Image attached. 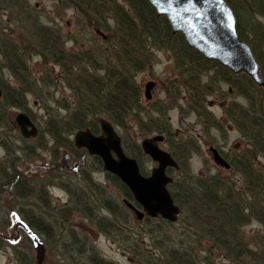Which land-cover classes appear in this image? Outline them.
I'll list each match as a JSON object with an SVG mask.
<instances>
[{
	"label": "trees",
	"instance_id": "trees-1",
	"mask_svg": "<svg viewBox=\"0 0 264 264\" xmlns=\"http://www.w3.org/2000/svg\"><path fill=\"white\" fill-rule=\"evenodd\" d=\"M225 1L235 15L237 34L250 46L264 80V25L258 21L259 18L264 19V0ZM72 2L78 13L87 17L89 26L102 23L104 15L109 14L110 22L116 29L120 54L117 55L115 68L104 72V75L100 76L101 67L87 51L80 54L67 51L62 46L59 32L51 26L42 25L23 5V0H0L2 12L15 11L12 23L17 28V34L13 35L14 28L8 31L9 37L6 27H0V58L3 62L0 69L14 81L12 88L5 85L0 73V124L11 129L7 123L6 110L9 108L28 112L26 96L34 82L27 60L36 54L43 63L59 68L58 73L69 85L72 97L70 106H59L66 113L65 116H51L45 123L52 156L58 160L59 150L66 149L73 156L77 154L81 159L87 158L81 171L86 163L90 168L89 172L82 171L81 184L59 181L57 186L66 192L70 202L56 208L46 202L48 196L43 182L39 179V182H31L12 165L14 158L11 159L4 179L10 195L21 202L32 200L33 196L37 199L24 206L25 209L20 208L21 222L33 235L44 232L49 238L51 226L58 222L53 214L59 215L63 223L71 215H79L97 231L119 244L134 258L135 264H210L206 262L207 257L200 258L199 249L193 248L194 238L196 241L202 239L208 246L205 254L216 251L233 264H264V173L254 164L257 156L264 158V88H257L242 74L233 76L218 64L204 61L186 47L179 35L171 34L166 21L157 18L145 0H123L124 4L118 0ZM147 46L170 54L176 72L185 79L183 88L187 93L189 110L196 114L206 129L219 130L223 126L206 110L205 99L213 91L201 85L205 73L214 71L215 76L210 79L218 85H227L244 101L243 105L231 102L223 109L227 122L247 141L246 149L227 157L230 172L240 178L239 185L218 173L192 175L187 160L189 154L196 150L195 143L192 140L185 143L175 141L171 148L170 141L174 134L161 110L154 108L155 117L149 111L142 110L141 94L135 85L134 73L148 65L149 56L145 55ZM178 90V87L173 89L174 92ZM101 118L126 134L129 131L127 122L131 119L139 134L165 136L164 144L169 147L167 151L178 165L177 171L167 170L173 179L168 189L172 200L181 209L178 221H184L183 231L179 232L180 229L175 228L174 224L160 219L144 218L140 224L136 223L120 200L112 198L105 187L92 178V172L101 173L100 160L87 156L83 150H75L70 136L84 129L98 134V121ZM18 140L26 142L21 137ZM121 142L126 155L137 161L141 174L146 176L140 165L144 155L139 144L128 141L124 136ZM4 147L10 155L13 148L9 145ZM104 178L121 199L133 201L118 179L106 173ZM250 223H257L262 231L248 242L243 228ZM67 232L68 238L77 247L78 255L84 258L83 264H112L103 260L89 243L84 242L86 237L70 228ZM143 240H148L150 245L146 247L141 244ZM23 261L30 263L25 256Z\"/></svg>",
	"mask_w": 264,
	"mask_h": 264
},
{
	"label": "rangeland",
	"instance_id": "rangeland-1",
	"mask_svg": "<svg viewBox=\"0 0 264 264\" xmlns=\"http://www.w3.org/2000/svg\"><path fill=\"white\" fill-rule=\"evenodd\" d=\"M23 1V5L30 9L29 12L33 14L32 16L37 17L42 25L51 26L50 28L59 32L62 38V46L67 51L76 54L87 51L91 58L101 67L100 76L104 75V72H108L109 69L115 68L118 60L117 55L120 53L117 47L118 36L115 27L110 22L109 14L104 15L102 23H97L96 26H89V23L86 21L87 17L78 13L72 0ZM118 1L124 4L123 0ZM14 12L12 10L5 12V14L0 12V27H6L8 36V31L13 28V35L17 34V31H15L17 28L12 23ZM258 21L264 25L263 18H259ZM145 49V55L149 56L148 65L144 70L134 73L135 85L139 87L141 94L142 110L149 111L150 114H153V111L155 112V107L161 110V113L164 114L165 120L168 123L167 126H169L174 134L173 139L170 141L171 148L175 145V141L185 143L188 140H192L195 143L196 150L189 154L190 157L187 160L189 172L192 175L206 176L208 174L215 175L218 173L239 185L240 178L238 175H233L232 172L225 171L214 164L210 149H215L228 162L227 157L247 148V141L240 136L234 126L227 122L223 116V109L229 103L234 102L243 105L244 101L235 92L230 91L231 89L227 85L214 83L216 81L210 79V77L215 76L214 71L205 73L201 78V85H206L210 91H213L205 99L206 110L212 115V118L218 119L223 126L219 130L214 128L206 129V126L201 123L196 114L189 110L190 106H188L187 93L183 88L185 79L176 72L177 70L174 67V61L170 54L162 50L152 49L151 46H147ZM0 65H3L1 58ZM27 65L34 84L32 89H30L31 92L26 96V107L28 111L26 113L36 123L38 134L34 139L22 143L18 140L20 136L14 124V117L17 112L22 111L13 108L6 110L7 123L10 124L11 129L0 124V186L4 187L0 191V234L6 236V239H0V264H25L23 261L24 256L30 261L29 264H37L34 245L38 239H35L33 243L24 234L21 229L24 224L21 226L20 215V208L23 207L25 209L24 206L37 199L33 196L32 200L29 199L21 202L14 195H10L8 185L4 181L9 170L10 160L14 158L12 165H15L16 169L26 175L31 182H39V180L43 182V185L46 187L48 199L51 205L56 208L66 206L70 202L66 192H63L57 186L59 181H73L72 183L81 184L82 171H90L88 163L84 164V168L81 171L83 162L87 160L86 157L81 159L82 157L77 154L73 156L66 149L59 150L58 160H54L52 156L51 142L45 131V123L51 116H65L66 113L64 114V111L60 108V104L63 106L69 104L70 106L72 98L69 85L64 82L65 80H62L63 77L58 73L59 68L52 64L43 63L36 54H32L30 59L27 60ZM88 70L92 73L90 68ZM0 73L5 85H10L11 88L14 87V85L12 86L14 81L8 76V73L4 72L3 74L1 69ZM149 81L154 82L155 86L149 94L151 95V99L146 101L144 86ZM177 87L179 90L174 92L173 89H177ZM262 98L264 100V96ZM58 102L59 105L57 104ZM153 115L154 117L156 116L155 114ZM127 126L129 129L127 134L117 127L113 128L119 137L122 138L124 136L128 141L133 140L138 144L142 139L154 135L143 136L139 134L131 119L128 120ZM163 137L165 139V136ZM70 139L71 141L73 140V135L70 136ZM3 143L13 148L10 155L4 149ZM21 147H23V152L20 150ZM160 147L166 151L169 149L167 144L164 143ZM63 154H68L70 158L67 161L68 170L64 169L61 164ZM254 164L256 169L264 173V158L262 156H257ZM77 165L79 172L75 174L70 168L76 167ZM140 165L142 170L147 174L155 166L145 156L142 158ZM92 178L101 186L105 187L112 198L120 200L119 194L105 181L103 172H92ZM53 215L57 217L58 224L55 223L56 225L53 224L51 226L49 239L46 238V235L45 237L43 235L44 238L42 237L40 239L44 242L47 252L46 257L44 256V264H83L84 258L78 255L76 246L71 251L67 250L69 244L74 242L68 238L69 234L67 230L69 228L77 234L86 237L87 240L84 242L86 244L89 243L97 255L103 260L109 263L111 262L112 264H135L136 261L130 254L124 251L119 244L97 231L85 218L74 214L73 216L71 215V218L68 217V220L63 223L59 215ZM178 220L174 225L181 232L185 228V223L182 219L180 221ZM187 226L189 228V225ZM143 227L145 228V226ZM261 231L262 229L257 223H250L243 228L244 236L248 242L250 238L261 234ZM194 239L195 242L192 244L193 248L195 250L199 249L200 258L207 257L206 262L210 264H233L230 261H226L216 251L209 255L205 254L204 251L208 246L205 245L202 239L198 241H196V238ZM141 244L146 247L150 245L148 240H143ZM80 250L79 248L78 251ZM210 250L212 251L213 249L210 248Z\"/></svg>",
	"mask_w": 264,
	"mask_h": 264
},
{
	"label": "water",
	"instance_id": "water-1",
	"mask_svg": "<svg viewBox=\"0 0 264 264\" xmlns=\"http://www.w3.org/2000/svg\"><path fill=\"white\" fill-rule=\"evenodd\" d=\"M145 1L157 18L166 21L171 34L183 39L188 49L205 61L218 64L232 75L244 74L256 87L264 88L259 65L249 45L239 38L235 15L225 0ZM154 86L152 81L145 84L146 101L151 99L149 94ZM98 122L101 135L95 136L89 129L78 131L72 140L74 148L83 149L88 156L98 158L103 172L115 177L127 188L133 201L122 199L121 203L132 213L137 223L144 218L160 219L170 224L177 222L181 210L169 192L168 186L173 179L167 170L177 171L178 165L169 152L161 149L164 137L153 135L139 143L142 153L155 164L149 174L144 176L137 161L126 155L113 126L103 118ZM14 123L23 139L37 136V128L26 113H17ZM210 153L216 166L229 170V164L215 149L211 148ZM68 159V154L62 155L61 164L64 167H67ZM70 169L76 171V167ZM41 256L37 255V264Z\"/></svg>",
	"mask_w": 264,
	"mask_h": 264
},
{
	"label": "flooded vegetation",
	"instance_id": "flooded-vegetation-1",
	"mask_svg": "<svg viewBox=\"0 0 264 264\" xmlns=\"http://www.w3.org/2000/svg\"><path fill=\"white\" fill-rule=\"evenodd\" d=\"M0 12L2 13V14H5V12H2V9H0ZM9 37H10V34H9ZM20 113V112H19ZM26 113V112H25ZM26 115L29 117V119H30V121H31V123L37 128V125H36V123L30 118V116L26 113ZM15 127L17 128V131H18V133H19V128L16 126V124H15ZM37 132H38V128H37ZM92 133V132H91ZM93 134V133H92ZM19 135H20V133H19ZM93 135H95V136H99V135H101V133H100V128H99V133L98 134H93ZM73 136H74V134H73ZM31 139H34V138H30V139H23L24 141H27V140H31ZM72 143H73V141H72ZM73 147H74V145H73ZM75 149V148H74ZM75 150H83V149H75ZM84 151V150H83ZM86 152V151H85ZM86 155H88L87 153H86ZM144 155V154H143ZM90 157V156H89ZM146 157V156H145ZM70 159V158H69ZM101 162V161H100ZM101 167H102V163H101ZM63 168L64 169H66V170H68L69 168H67V167H64L63 166ZM73 172V171H72ZM79 171H78V165L76 166V171L75 172H73V173H78ZM101 172H103V170H102V168H101ZM104 173V172H103ZM105 174V173H104ZM2 189H4V187L3 186H0V191L2 190ZM50 202L49 201V199H46V202ZM22 226V225H21ZM22 230H23V232H24V234H26L27 235V237H28V239H30V241L31 242H33V239H32V237H31V235L30 234H28V232L25 230V228H21ZM43 235H44V237H45V233L44 232H41L40 234H37V237H36V246H35V251H36V255H38V256H41V254H42V256H41V260H40V258H39V263L38 264H44V256L46 257V248H45V246H44V242L42 241V240H40L42 237H43ZM43 237V238H44ZM47 237V236H46ZM57 238V237H56ZM0 239H6V236L5 235H2V234H0ZM47 239H49L48 237H47ZM34 243V242H33ZM73 247H74V242L73 243H71V244H69V246H68V249L67 250H69V251H71V250H73ZM41 262V263H40Z\"/></svg>",
	"mask_w": 264,
	"mask_h": 264
},
{
	"label": "bare ground",
	"instance_id": "bare-ground-1",
	"mask_svg": "<svg viewBox=\"0 0 264 264\" xmlns=\"http://www.w3.org/2000/svg\"><path fill=\"white\" fill-rule=\"evenodd\" d=\"M157 135H162V134H157ZM157 135H156V136H157ZM162 136H164V135H162ZM164 140H165V139H164ZM163 143H164V141H163ZM226 162H227V161H226ZM227 163L229 164V162H227ZM229 166H230V165H229ZM226 171L229 172V171H230V168H229V170H226Z\"/></svg>",
	"mask_w": 264,
	"mask_h": 264
}]
</instances>
